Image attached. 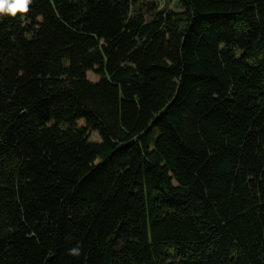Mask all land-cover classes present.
<instances>
[{"label":"trees","instance_id":"16d2710c","mask_svg":"<svg viewBox=\"0 0 264 264\" xmlns=\"http://www.w3.org/2000/svg\"><path fill=\"white\" fill-rule=\"evenodd\" d=\"M165 1L0 17V264H264V0Z\"/></svg>","mask_w":264,"mask_h":264},{"label":"clouds","instance_id":"9594fccd","mask_svg":"<svg viewBox=\"0 0 264 264\" xmlns=\"http://www.w3.org/2000/svg\"><path fill=\"white\" fill-rule=\"evenodd\" d=\"M32 0H0V17H16L17 14H26L29 12V6ZM78 249L70 250V254H76Z\"/></svg>","mask_w":264,"mask_h":264},{"label":"rangeland","instance_id":"374dc122","mask_svg":"<svg viewBox=\"0 0 264 264\" xmlns=\"http://www.w3.org/2000/svg\"><path fill=\"white\" fill-rule=\"evenodd\" d=\"M157 1L161 4V8L164 9V10L181 11L180 9L177 8L175 3L168 4L165 0H157ZM87 77H88L89 80L94 81V82L99 80V77L96 75L95 72H89L87 74ZM90 139L92 141H100V138H99V136L97 134H91L90 135Z\"/></svg>","mask_w":264,"mask_h":264}]
</instances>
